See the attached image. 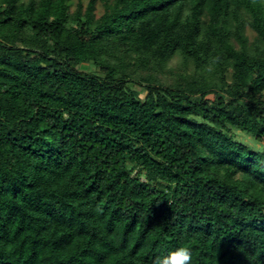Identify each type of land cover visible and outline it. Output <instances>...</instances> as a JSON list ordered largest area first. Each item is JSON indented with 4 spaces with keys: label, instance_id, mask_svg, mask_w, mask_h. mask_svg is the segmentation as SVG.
Returning <instances> with one entry per match:
<instances>
[{
    "label": "trees",
    "instance_id": "obj_1",
    "mask_svg": "<svg viewBox=\"0 0 264 264\" xmlns=\"http://www.w3.org/2000/svg\"><path fill=\"white\" fill-rule=\"evenodd\" d=\"M232 130L264 140V0H0V264H264Z\"/></svg>",
    "mask_w": 264,
    "mask_h": 264
},
{
    "label": "rangeland",
    "instance_id": "obj_2",
    "mask_svg": "<svg viewBox=\"0 0 264 264\" xmlns=\"http://www.w3.org/2000/svg\"><path fill=\"white\" fill-rule=\"evenodd\" d=\"M24 1L27 2V0H24ZM86 2L87 0H84V5L86 4ZM101 12H102V7L100 4H97L96 15L99 16ZM245 34L247 35L249 42H252L255 35L252 29L249 27V24L246 27ZM80 68L87 72L98 73L94 69V67L89 63L82 64ZM192 69H193V66L190 61H187L180 55L176 54L173 60L169 61L168 64L165 66V69L162 72V74L165 78H173L174 77L173 75L175 73L189 72V71L191 72ZM135 89L141 91L139 87H135ZM231 133L235 140L240 141L241 143L247 145L250 149L255 150V151L264 150V140L263 139H259L251 135H247L238 130H232Z\"/></svg>",
    "mask_w": 264,
    "mask_h": 264
},
{
    "label": "clouds",
    "instance_id": "obj_3",
    "mask_svg": "<svg viewBox=\"0 0 264 264\" xmlns=\"http://www.w3.org/2000/svg\"><path fill=\"white\" fill-rule=\"evenodd\" d=\"M193 250L189 244L181 243L167 252L156 255L152 264H192Z\"/></svg>",
    "mask_w": 264,
    "mask_h": 264
}]
</instances>
